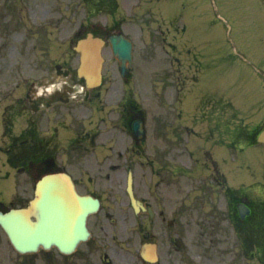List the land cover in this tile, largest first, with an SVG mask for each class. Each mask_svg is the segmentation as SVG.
Segmentation results:
<instances>
[{"label":"flooded vegetation","instance_id":"1","mask_svg":"<svg viewBox=\"0 0 264 264\" xmlns=\"http://www.w3.org/2000/svg\"><path fill=\"white\" fill-rule=\"evenodd\" d=\"M30 1L49 7L47 0ZM86 1L84 10L80 13L82 3L79 1L72 15H77L78 21L83 22L79 24L76 33L79 37L89 30H96L91 19L96 14L95 8L99 1ZM100 1L101 5L107 6L119 4V0ZM57 2L58 0L54 5ZM14 3L12 0H0L2 9ZM2 9L0 6V15ZM31 16L37 25L33 27L35 33L29 34L28 39L32 34L46 36L49 14L41 10L39 17L32 15V12ZM59 18L62 21L63 16ZM9 25L10 21L7 22V26ZM119 28V24H113V31L120 33ZM43 43V40H36L34 46L40 47ZM114 67V64L109 67L110 74ZM138 73L136 64V72H127L125 76H121V82L117 83L111 82L112 76L107 74L104 92L88 96L87 101L92 102L91 109L81 108L79 78L68 77L62 86H54L52 89L49 87L51 82H42L44 90L36 104L40 101L43 112L39 118H32L33 124L29 128L21 125L20 132L13 128V117L17 115V110L12 106L6 108L9 118L6 117L5 120L11 124V134L4 138L8 163L15 170L21 167L27 169L39 161H53L59 169L70 168L74 171L72 175L79 193L98 198L100 207L88 217L89 237L68 253L60 247L52 246L21 255L0 227V264H179V259L189 257L186 244L182 248L177 246L179 236H185L199 245L205 243V233L195 236L193 227L210 229L216 235L224 228L225 223L237 225L245 222L236 207L238 191L228 188L221 193L211 183L217 179L215 175L219 174V162L215 157L210 160L213 169L204 164L209 172H199L197 178H191L192 188L186 189V193L182 192L181 195L183 190L178 186L181 181L178 175L184 168L180 161L186 162L188 158L178 157V153L182 151H178L181 149L178 146L180 143L175 140L177 127L172 126L174 139L168 142L156 139L160 138V126H152L151 132L148 131L147 134L148 141L147 136L141 138L134 133L135 124L141 120L139 118L142 113L139 103L134 99L142 87V80L136 75ZM52 81L53 85L59 82L57 78ZM121 95L124 99L118 104L117 99ZM224 110L222 107L219 117L224 116ZM81 116H86L87 121L82 120ZM24 118L30 121L31 116L26 113ZM219 125V144L227 143L228 148H237L240 133L225 140V123L222 119ZM37 131L38 134L34 135L36 142L27 144L30 142L28 134ZM30 139L34 141L32 137ZM204 154L208 159L209 151ZM195 161L199 162V158L196 157ZM29 170L35 176L36 170ZM45 170H49L48 166H43L42 171ZM130 172L134 192L140 202L138 211L132 206L126 190ZM25 193L23 196L12 194L7 204L0 200V210L28 206L34 196V189L26 188ZM182 196L184 198L180 199L178 208V197ZM209 196L213 197L211 206ZM222 196L228 197L226 210ZM251 215L252 211L246 218ZM182 219L185 220L184 224ZM178 226L180 230H186V235L184 230L178 231ZM59 232L60 239L64 241L66 237L63 225ZM71 233L69 238L72 239L76 233L75 228ZM209 240L212 241V238ZM146 243L156 245V263L143 258L141 252ZM203 250L206 252V245ZM234 261L238 264L235 258Z\"/></svg>","mask_w":264,"mask_h":264},{"label":"rangeland","instance_id":"2","mask_svg":"<svg viewBox=\"0 0 264 264\" xmlns=\"http://www.w3.org/2000/svg\"><path fill=\"white\" fill-rule=\"evenodd\" d=\"M47 1L52 7H42L28 1L25 2V5L30 7L29 14L32 12V15L36 14L39 17L41 10L43 13L49 14L50 20L46 27L47 35L45 36V40L48 43L47 45L43 44L40 48H31L32 45H30L26 51H22L24 46L18 43L17 39L18 37L20 38V33H26L27 26L20 20L16 21L19 17L15 13H11L8 16V18L12 19L10 25L16 29L8 31L10 33L9 36L7 32H4L2 41L5 42L11 39L16 46L4 44L0 49V87L6 90V88L15 87V83L20 84V86L22 83L21 88L19 87L20 89L16 90L17 96L24 94L25 85H29V81H38L41 78L46 79L57 74L55 73L57 62L66 63L65 67L73 70L71 76L76 77L75 69L78 65V56L76 52L72 51L71 44L74 40V38L72 39L73 33L80 21H78L77 15L74 17L72 15L76 4L80 0H58V2L62 1L63 3L57 2L55 5L54 2L56 0ZM160 8L165 12L164 15H169L171 19L177 21L179 25L185 28L182 31L184 33L183 39L190 42L197 49L203 64H210L202 86L204 90L212 89L215 84L218 90L231 91L233 95L240 98L241 102H247L249 107L259 102L258 106L264 110V72L261 71L264 64V6L261 0H177L160 5ZM83 10L84 6L81 4L80 13ZM22 11L24 14L27 13L26 10ZM16 12L20 16V11ZM60 16H63L62 21L59 18ZM120 16V11L114 16L102 12L94 15V21L101 24H104V22L112 23L114 18L120 19ZM32 42L34 41L31 40V44ZM168 49L170 48L168 47ZM162 51L164 50L162 49ZM104 53L107 59L106 64H116L109 47L104 49ZM142 55L146 57V53L142 52ZM169 58L165 52L163 54L161 52L156 55L155 63L162 64L166 60L169 61ZM36 62H46V64H34ZM188 64H190V61L186 59L185 66H188ZM65 67L63 70H65ZM148 69L146 68V71ZM106 70L108 76H110V68H106ZM38 90L40 91L41 88H38ZM210 94L215 95L208 98L212 102L221 96L216 91ZM200 96L197 97V101ZM103 98L105 99L106 97ZM161 102L162 99L161 101L159 100V107ZM241 106L243 107V105ZM238 110H241L239 112L241 124L256 119L254 114L249 113L253 110H246L245 108ZM50 114L52 115V113ZM162 114L165 113L161 112ZM169 118L162 117V124ZM204 129L199 130L203 131ZM163 139L168 140V137ZM183 139L186 141L188 138L184 136ZM202 151H195L191 157H204L205 155ZM213 151L215 152V149ZM223 153L226 154V151H221V154ZM181 155L187 156L184 152H181ZM208 157V161H210L211 155L208 154ZM244 162L249 164L247 168L252 169V171L236 168L234 173H232L231 179L248 177L256 179L254 181H264V145L247 150L241 156V165ZM210 167L213 169L211 164ZM221 168H224L223 163ZM0 171L6 173L7 168L0 166ZM225 171H227L226 167ZM227 174L230 175V173ZM21 182L22 184L18 188L23 189L24 182ZM15 187V180L0 178V197H8L14 193ZM184 222L185 220L182 219V224ZM179 227L178 231L184 230H180L181 228ZM194 231L200 232L196 228H194ZM207 233L204 236L207 239L212 238V241L205 240L209 251L207 256L213 257L214 261H208L205 264H215L216 258L220 256V249L223 248L229 256V259L226 258L227 262L225 261L224 264H235L232 261L234 257L231 254L233 241L236 238L233 236V229L225 226L222 232L219 230V235H213L210 229L207 230ZM184 235H186V230H184ZM217 241L218 243L215 247L213 244ZM197 247L199 245L194 243L191 250H195ZM189 250L190 248H188V252ZM197 251L204 253L200 247ZM240 252L242 254L241 248ZM207 256H204L201 260H204ZM184 259L179 264H203L193 254L188 257L189 261ZM239 264L258 263H254V260H245L241 256Z\"/></svg>","mask_w":264,"mask_h":264},{"label":"water","instance_id":"3","mask_svg":"<svg viewBox=\"0 0 264 264\" xmlns=\"http://www.w3.org/2000/svg\"><path fill=\"white\" fill-rule=\"evenodd\" d=\"M93 39L86 40L81 43L80 50L82 51V71L81 73L84 74L88 80V83H94L95 80L99 79L100 77V67H101V61L102 58L100 56V50H99V44L98 41ZM121 45V43H120ZM118 53L122 56V52L118 51ZM53 180V179H51ZM52 185H49V189H58L60 187L71 189V182L68 180L65 176H62L59 178V182L53 180ZM54 185V186H53ZM44 183L43 181L39 182L38 189H43ZM55 197V195H54ZM8 229V226L5 225ZM20 247V248H19ZM18 248L22 251H25L21 246Z\"/></svg>","mask_w":264,"mask_h":264}]
</instances>
